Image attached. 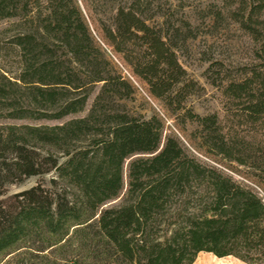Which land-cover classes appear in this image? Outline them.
<instances>
[{
  "label": "trees",
  "instance_id": "1",
  "mask_svg": "<svg viewBox=\"0 0 264 264\" xmlns=\"http://www.w3.org/2000/svg\"><path fill=\"white\" fill-rule=\"evenodd\" d=\"M219 2L216 24L236 26L253 57L222 87L221 115L185 110L198 86L178 62L180 32L162 16L120 8L103 43L169 113L186 111L209 154L264 188V0ZM1 22L23 34L7 49L19 76L0 75V121L32 125L0 127V264H195L200 255L264 264V201L164 138L157 119L127 113L132 90L72 0H0ZM92 97L86 117L66 121ZM31 179L40 182L7 197Z\"/></svg>",
  "mask_w": 264,
  "mask_h": 264
},
{
  "label": "rangeland",
  "instance_id": "2",
  "mask_svg": "<svg viewBox=\"0 0 264 264\" xmlns=\"http://www.w3.org/2000/svg\"><path fill=\"white\" fill-rule=\"evenodd\" d=\"M79 12L95 48L109 63L115 76L129 85L132 95L122 105L134 118L149 121L157 119L163 126L164 138H176L184 151L200 164L213 168L231 178L236 184L247 188L264 201V188L253 178L252 172L236 164L228 163L221 157L209 154L203 147L196 125L185 119V113L191 112L199 118L222 114L221 89L226 80L237 79L235 70L252 63V44L244 38L234 25L216 24L214 15L219 10V0H72ZM136 7L146 17L159 15L158 23H167L168 28L180 32L178 62L186 72L188 80L198 86L194 96L188 98L185 110L171 114L165 106L148 93L147 86L134 74L121 57L115 55L103 43V29L112 25L117 10ZM23 34L14 23H0V75L7 78L19 76L18 59L9 57L7 49L12 40ZM139 49L135 48L138 52ZM99 89L95 91L97 94ZM94 97L88 104L86 113L66 121L78 120L87 116ZM32 125L23 122L0 121V127ZM41 125V124H38ZM57 124H47L55 126ZM52 176L45 179L47 187ZM31 179L19 186L8 188L7 197L27 192L39 183ZM127 191V181L123 195ZM123 196L106 208L115 209L122 205ZM203 256L198 257L202 260ZM202 264H242L235 259L211 261L202 260Z\"/></svg>",
  "mask_w": 264,
  "mask_h": 264
},
{
  "label": "crops",
  "instance_id": "3",
  "mask_svg": "<svg viewBox=\"0 0 264 264\" xmlns=\"http://www.w3.org/2000/svg\"><path fill=\"white\" fill-rule=\"evenodd\" d=\"M200 256H203V257H204V258H202V260H208V261H211V260H212L211 257H213V256L210 257V255H200ZM200 256H199V257H200ZM213 258H214V257H213ZM215 259H216V258H215ZM197 261H198V259H197ZM197 261H196V262H197ZM195 264H196V263H195Z\"/></svg>",
  "mask_w": 264,
  "mask_h": 264
},
{
  "label": "bare ground",
  "instance_id": "4",
  "mask_svg": "<svg viewBox=\"0 0 264 264\" xmlns=\"http://www.w3.org/2000/svg\"><path fill=\"white\" fill-rule=\"evenodd\" d=\"M211 257V256H210ZM213 259V257H211ZM215 259V258H214ZM196 264H202V260L198 259V261L196 262Z\"/></svg>",
  "mask_w": 264,
  "mask_h": 264
}]
</instances>
